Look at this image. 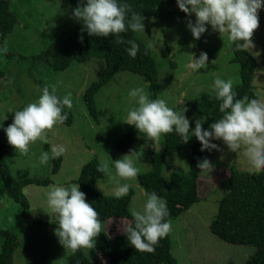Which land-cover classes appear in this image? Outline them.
Listing matches in <instances>:
<instances>
[{
  "label": "rangeland",
  "instance_id": "374dc122",
  "mask_svg": "<svg viewBox=\"0 0 264 264\" xmlns=\"http://www.w3.org/2000/svg\"><path fill=\"white\" fill-rule=\"evenodd\" d=\"M10 6L17 15V22L2 44L7 46L8 51L0 56V68L4 71V76L0 78V112H10L22 107L34 101L41 88L55 85L58 95H71L72 122L58 124L48 130L47 142L37 140L30 145V154L26 156L15 152L0 128V140L8 151L6 163L13 176L22 178L48 175L50 178V183L46 185L24 186L23 192L29 203L26 214L18 202L8 195L2 196L0 228H11L17 234L18 245L12 255L13 264H66L67 255L71 251L64 249L58 242L54 228L38 225L29 218L33 216L50 220L54 217L51 213H45L48 211L45 204L48 186L53 183H76L81 165L95 156L105 169L103 175L96 180L95 186L103 194L114 195L115 169L111 160L119 159L128 154L129 150L137 151L136 166L142 172L148 169L149 164L140 161L137 155L147 149L161 150L163 137L152 142L138 132L127 150L117 148V141L128 126L123 119L127 111L136 104L135 98L129 97V90L140 87L149 94L148 83L142 75L127 70L114 73L95 94V120L82 101V92L100 75L104 66L103 59L89 57L82 62L73 61L65 69L54 70L47 57L36 60L30 57L49 43L61 41L73 31L69 5L64 0H11ZM157 8L158 17H143L145 34L135 32L149 46L157 64V99H164L174 110L186 107L185 115L192 120L200 118L202 114L194 111L187 103L190 98L201 92L214 94L211 85L217 76L222 79L230 78L233 85L240 80L239 66L231 61V42L228 41L226 33L219 34L211 28L199 39L193 40L185 24L188 19L194 21V16L185 17L175 1L161 3ZM251 40L254 44L251 51L259 53L253 56L255 68L251 84L256 94L264 95V7L258 10V27L253 31ZM201 51L208 57L206 67L197 69L198 74H188L185 65L191 58L190 54L198 56ZM95 65H98L96 70ZM5 115L8 117L3 122L6 127L12 122V113ZM192 120L190 130L194 126ZM215 143L220 145L221 151L214 150L208 158L213 167L210 171L202 169L199 172L198 191L201 197L189 208L168 220L172 225L169 235L171 253L176 264H239L255 249L249 244L225 242L209 230V222L217 210V201L227 191L224 168L227 169L232 164L237 169L253 171L242 151L230 152L222 141L217 140ZM58 144H63L66 151L61 155L58 170L51 174L53 160L41 165L37 158L41 151L50 153L52 145ZM190 152L189 147H184L168 154L160 170L162 175L167 178L172 170L186 172ZM219 168L222 170L221 174L208 175ZM116 179H119L120 184L127 183L132 191L128 207L130 214L134 210H141L148 192L140 186L137 178ZM34 206L40 209L34 210ZM101 221L103 230L114 235L123 230L129 219L109 217ZM1 242L0 236V246ZM82 251L97 263L103 264L107 261L106 255L98 252L95 247Z\"/></svg>",
  "mask_w": 264,
  "mask_h": 264
},
{
  "label": "clouds",
  "instance_id": "9594fccd",
  "mask_svg": "<svg viewBox=\"0 0 264 264\" xmlns=\"http://www.w3.org/2000/svg\"><path fill=\"white\" fill-rule=\"evenodd\" d=\"M175 3L185 17H195L194 21L188 19L185 24L193 40L199 39L211 28L219 34L226 33L228 41L235 46L234 51L259 55L251 51L254 48L251 37L258 27V10L264 7V0H175ZM70 18L79 22L82 31H86L89 36L106 38L111 35L117 43H126L129 47L125 51L133 58L139 51L136 41L124 40L120 35L127 31L144 33L143 17L131 11L130 5L124 0H77L76 6L71 8ZM7 51L6 45L0 46V56ZM190 56L185 65L188 74H198L197 69L206 67L207 54L201 51L198 56L194 53ZM97 67L95 65L94 70ZM211 89L219 101L221 115L206 128L202 127L203 116L192 120L185 115L186 107L174 110L164 99H151L140 87L128 92L129 97L135 98L136 104L127 111L123 122L133 126L146 140L152 142L173 131L182 143L195 137L202 152H220V145L215 141H222L228 151H242L253 171H264V95L258 93L237 98L232 80L219 76L213 80ZM71 108L70 93L61 97L57 95L55 85L44 86L34 101L10 112H0V128L15 152L26 156L30 154V145L37 140L47 142V131L63 124L68 118L65 109ZM5 113H12V122L6 127L3 124L8 119ZM190 120L194 125L191 130ZM65 151L63 144L52 145L50 153L40 152L38 162L45 165ZM136 152L129 150L128 154L111 160L115 169L113 179L116 198L124 197L129 192V185L120 184L116 178L135 179L140 171L136 166ZM196 167L210 171L213 165L207 158H202ZM97 170L103 171V166ZM146 196L143 208L131 213L132 220L123 226L122 232L135 250L151 253L158 241L172 230V225L166 219L169 216L167 201L155 191L146 193ZM45 204L48 210L45 213H51L56 218L53 232L64 249L75 253L79 249L94 247L96 237L103 230L102 221L97 210L86 201L85 193L77 183L49 185ZM35 209L40 207L34 206Z\"/></svg>",
  "mask_w": 264,
  "mask_h": 264
},
{
  "label": "trees",
  "instance_id": "16d2710c",
  "mask_svg": "<svg viewBox=\"0 0 264 264\" xmlns=\"http://www.w3.org/2000/svg\"><path fill=\"white\" fill-rule=\"evenodd\" d=\"M69 5V17L71 8L75 7L77 0H64ZM175 0H124L130 5L131 11L140 13L142 17L151 15L158 17L157 6L161 3L173 2ZM11 0H0V46L5 36L12 30L17 22V15L11 9ZM71 19L73 31L67 34L59 42L49 43L38 53L32 54L33 60L47 57L50 66L54 70L67 68L73 61L82 62L89 57L103 59L104 66L96 80L90 82L82 92V101L88 113L97 120L95 105V94L107 83L114 73L127 70L143 76L148 83L149 97L157 99L158 75L157 64L149 46L139 39L135 32L127 31L120 35L124 40H134L139 45V51L135 58L129 56L125 48L126 43H117L113 36L93 37L86 31H82V25ZM82 37V39H80ZM231 43V61L239 66V82L233 85L237 98L256 95L252 88V76L255 68V59L250 52L234 51ZM4 71L0 68V78ZM58 95V94H57ZM60 96V95H59ZM62 97V96H61ZM187 103L197 113L202 114L203 128L214 122L221 113L218 109L219 101L215 95L209 92H201L190 98ZM68 118L64 124L72 122L70 109H65ZM138 130L128 125L117 141V148L127 150L134 141ZM163 147L161 150L147 149L140 152L137 157L140 161L149 164L148 169L139 172L137 181L147 192L155 191L157 195L167 201L169 216L167 220L180 214L182 211L198 201L201 195L198 191V177L202 169L196 167L198 160L209 158L212 154L200 151L199 142L195 138H189L187 143H182L179 136L173 131L163 134ZM184 147L190 148L188 170L180 172L172 170L167 178L161 173L165 157ZM3 142L0 140V199L8 195L12 200L18 202L26 214L29 207L28 200L23 192L24 186L28 184L46 185L50 183L49 176L36 177L27 176L15 178L6 163V155ZM50 173H55L60 165L61 156L52 159ZM103 166L95 156L85 161L77 174L76 183L85 193L86 201L94 207L100 220L109 217H127L132 220L128 207L131 193L121 198L115 195H107L100 192L96 186V180L104 173L98 171ZM220 168L211 171V176L221 174ZM223 175L227 181V191L218 199L217 210L209 222V230L221 240L228 243L249 244L255 247L254 251L239 264H264V171L255 172L240 170L232 164L224 168ZM224 179V180H225ZM30 220L38 225H46L55 228V216L50 220H42L29 216ZM2 242L0 246V264H13L12 255L18 245V237L11 228H0ZM95 249L106 255L107 261L103 264H176V259L171 253V240L169 233L160 239L151 253L135 250L127 241L122 230L114 235H109L102 230L96 237ZM66 264H100L88 258L82 249L67 255ZM233 264V263H231Z\"/></svg>",
  "mask_w": 264,
  "mask_h": 264
}]
</instances>
